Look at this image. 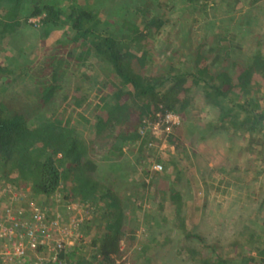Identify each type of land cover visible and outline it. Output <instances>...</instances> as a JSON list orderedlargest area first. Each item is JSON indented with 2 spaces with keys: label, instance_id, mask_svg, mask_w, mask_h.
Segmentation results:
<instances>
[{
  "label": "trees",
  "instance_id": "trees-1",
  "mask_svg": "<svg viewBox=\"0 0 264 264\" xmlns=\"http://www.w3.org/2000/svg\"><path fill=\"white\" fill-rule=\"evenodd\" d=\"M210 1L189 0L192 7L185 14L198 10V5L200 9L208 6ZM256 1L259 0H252V5ZM169 5L154 0H124L111 10L108 16L111 22L100 17L102 5L98 7L93 2L87 6V0L86 3L82 0H0V54L9 43L18 42L22 24L31 17H40L38 31L42 37L54 30L64 32V38L56 42L54 50L38 67L41 74L37 76L49 74L51 80H39V86L25 101L19 94L9 92L18 79V72L0 62V183L4 184L16 172V180H22L27 188L47 196L48 200L60 192L64 201L83 203L93 215L85 224L86 233L95 228L94 222L98 219L106 220V227L96 228L103 232L102 242L98 235L90 240L80 238L67 249L53 251L57 253L46 264H114L116 259L112 254L121 259L136 245L137 233L135 228L126 226L125 212L132 207V197L143 200L149 184L141 179L135 189L122 196L120 184L129 176L122 160L127 146L135 149L137 163L144 166V176L173 180L168 188L170 193L164 199L174 205L177 229L181 234L188 231L182 215L187 203L181 190L174 186L175 182L186 180L182 158H165L162 151L154 159L162 138H156L147 127V120L159 121L168 112L180 116V123L171 132L165 129V123L161 125L162 137L170 144H177L185 134L197 132L204 136L222 132L227 137L229 151L239 146L236 151L242 154L259 146V154L264 158V100L261 102L264 39L256 41L246 62L229 61L233 50L243 51L244 47L235 32L243 22L235 24L233 18L232 24L219 27L212 38L197 44L188 54L175 50L166 56V63H161L156 57L155 45L162 28L171 20L157 12ZM61 52L65 54L60 55ZM93 57L95 62L90 60ZM95 63L106 74L104 85L109 91L99 97L93 120L81 113H77L81 118L76 120L71 113L66 115V107L62 110L52 107V99L63 88L62 79L69 77L79 82L73 95L74 106L81 107L87 101L89 95L76 93L92 79L90 70ZM30 69L21 68L19 76L37 73V69ZM67 98L65 95L62 102ZM202 107L213 110L212 116L207 120L200 115L192 118V111ZM82 121L85 128L89 125L93 130L91 140L79 133ZM90 151L102 153L97 158ZM154 161L164 166L163 172L152 169ZM100 162L107 165L110 162L108 174L104 176ZM110 168L120 169L122 173L113 176ZM239 169L240 164L234 160L225 173L218 170L228 178L234 175V179L213 178L217 189L221 185L225 186L221 189L223 192L232 187L241 189L244 181L235 175ZM251 222L257 223L253 219L248 221ZM250 224H242L224 252H219L217 244L203 245L205 250L209 249L208 254L204 249L186 246L190 258L185 263L264 264V246L256 245L258 257L247 248L255 243L256 231ZM123 237L125 245L121 248L119 243ZM144 246L145 251L148 246ZM86 247L91 251L87 253ZM232 248L236 250L234 256L228 252ZM43 249L44 246L39 251Z\"/></svg>",
  "mask_w": 264,
  "mask_h": 264
},
{
  "label": "rangeland",
  "instance_id": "rangeland-1",
  "mask_svg": "<svg viewBox=\"0 0 264 264\" xmlns=\"http://www.w3.org/2000/svg\"><path fill=\"white\" fill-rule=\"evenodd\" d=\"M82 1L86 3V0ZM154 1L170 4L169 8L164 7L157 12L171 20L162 28L155 45L156 57L161 63H166V56L175 50H181L188 54L191 48L194 49L197 44H202L203 41L212 38L219 27L233 22V18L236 20H234L235 24L241 20L243 22L241 29H236L235 32L239 34L238 38L244 44V47L243 51L233 50L229 56V61L246 62L247 55L254 50L256 41L260 38L264 39V1L252 5V0H237V2L235 0H211L210 3L208 2V6L200 9L198 5V10L190 14H185L188 12V7H192L189 0ZM93 2L98 7L102 5L101 9L103 11L100 13V17L103 20L112 22V19L108 17L112 13L111 10L123 3L124 0H87V6H91ZM39 19L40 17H31L29 22L22 24L18 42L9 43L0 54V62L18 72V79L13 82L9 92L19 94L24 101L28 94L39 86V80L44 78L51 80L49 74L46 77L37 76L41 74L38 73V67L54 50L56 42L64 38V32L61 30L51 31L46 37L40 36L39 23L35 22ZM71 47H73V44L69 45L66 50H70ZM76 50L78 53L80 48ZM62 54L65 53L61 52L60 55ZM90 60L92 62L96 61L94 57ZM25 66L30 67L31 71L34 68L37 69L36 75L19 76V70ZM90 72L92 79L85 82L82 89L76 93L78 96L89 95V98L81 107L74 106L73 99L75 88L79 85V82L75 78L70 79V77L62 79L63 88L52 99L51 103L54 105L52 107H58L61 110L66 107L68 110L66 115L71 113L76 120L81 118L77 113L93 120L92 117L96 113L99 97L109 89L104 85L106 74L101 71L100 64L95 63ZM2 80L5 79L2 78ZM65 95H68V98L62 102ZM213 112L207 107H202V110L195 109L191 114L192 118L200 115L204 120H207ZM81 126L79 128L81 136L91 140L90 132L93 131L91 127L86 125L85 128L84 121H82ZM155 134L156 138H162V142L157 150V155H154V159L157 158L160 152L164 151L162 154H165V158L170 156L182 158L181 166L186 169L185 179L188 182L186 180L183 183L175 182L174 186L181 190L183 199L187 203L182 215L185 217L188 231L181 234L177 229L178 219L174 216V205L168 199H164L170 193L168 188L173 180L154 175L144 176V166L142 167L137 163L138 155L135 149L132 146H127L122 160L123 169L129 176L125 179L122 178L123 181L120 184L122 196L131 189H135L140 184L141 179H144L149 187L146 188L143 200L132 197L133 200L130 203L132 207L125 212V222H127L125 224L128 227L135 228L137 243L121 259L112 254V258L116 259L114 264H187L185 260L190 255L186 246H195L200 250L204 249V253L208 254L209 249L205 250L203 245L217 244L219 252H224V248L228 246L232 238L237 237V231L242 224H250L248 221H251L252 218L257 222V224L251 222L250 225L253 230L258 231V227L264 229V158L259 154V146L253 148L250 152L244 150L242 154H239L238 150L236 151L239 148L237 145L235 151H233L234 149L229 151L227 137L222 132L204 136L197 132L195 134H185L175 145L168 143L167 138L162 137L163 130L156 129ZM98 148L100 149L99 146ZM89 153L98 158L102 152L94 153V151H90ZM226 157L228 158L226 159ZM233 159L240 164V169L235 175L242 177L241 181H244V183L240 184L241 189L235 190L232 187L228 189L229 193L223 192L221 189L225 186L221 185L217 189L218 184L213 181V178L216 180L221 178L223 180L234 179V175L228 178L219 172L222 169L221 172L225 173V169L231 162L233 163ZM155 163L154 161L152 169H154ZM144 164H146V161ZM108 165L100 162L102 176L108 174ZM110 169L114 173L113 176L122 173L120 169ZM163 170L164 166L161 170L155 171L160 173ZM16 176L17 173L13 172L11 177L6 179V182L4 181V184L0 183V210L6 204H9L15 193H24L41 208L46 209L51 218L58 215L62 226L69 225L73 219L82 220L78 234L75 235L78 236V239L90 240L94 235H98L100 242L103 241V232L101 230L98 232L96 228L106 227L105 219L95 221V228L86 233L85 224L93 215L88 213L83 203L64 201L61 199L60 192L52 200H48L47 196L39 195L34 190L31 191L30 187L27 188L22 180H16ZM166 191L167 194H164L163 192ZM20 206L26 210L28 209L25 203ZM188 233L191 235L186 237ZM195 234L200 238H197ZM74 237L71 238L72 241H74ZM124 242L125 237L120 239L119 246L121 248L124 247ZM143 246H148L145 251ZM51 249L45 248L39 251L38 255L49 259L54 255ZM229 250H232L235 255L236 250L234 248ZM90 251V248L86 247V252Z\"/></svg>",
  "mask_w": 264,
  "mask_h": 264
},
{
  "label": "built area",
  "instance_id": "built-area-1",
  "mask_svg": "<svg viewBox=\"0 0 264 264\" xmlns=\"http://www.w3.org/2000/svg\"><path fill=\"white\" fill-rule=\"evenodd\" d=\"M39 20L35 22L39 23ZM163 123L166 124L165 129L171 132L172 127L180 123V116L168 112L160 116L159 121L147 120V127L156 133V129L164 131L161 128ZM153 167L161 170L163 165L155 163ZM24 203L27 210L20 206ZM81 222L80 219H73L69 225L62 226L58 215L51 218L48 211L27 194L15 193L9 204L0 210V264H46L49 259L38 255L41 247L52 248L53 251L67 249L78 240L75 235Z\"/></svg>",
  "mask_w": 264,
  "mask_h": 264
},
{
  "label": "crops",
  "instance_id": "crops-1",
  "mask_svg": "<svg viewBox=\"0 0 264 264\" xmlns=\"http://www.w3.org/2000/svg\"><path fill=\"white\" fill-rule=\"evenodd\" d=\"M262 1H264V0H259V1H256L255 3L256 4H258L259 2H262ZM254 3V4H255ZM261 98H262V101L261 102H263V100H264V97L261 95ZM258 209V208H257ZM254 218H255V216H254ZM253 219V218H252ZM257 224V223H256ZM260 228V229H259ZM258 229V231H256L255 229H254V231H256V233L254 234V239H253V241L255 242V243H252L251 245H249L247 248L248 249H251L252 250V255H255V256H257L258 257V255H257V252L255 251L256 249H255V247H256V245H258L260 248H263V246H264V237H263V230L264 229H262L261 227H258L257 228ZM262 232V233H261ZM233 239L234 238H232V240L231 241H233ZM230 241V242H231ZM229 255L230 256H234V253H232V250H229ZM260 257V256H259Z\"/></svg>",
  "mask_w": 264,
  "mask_h": 264
}]
</instances>
